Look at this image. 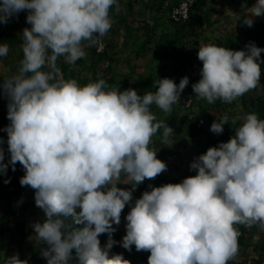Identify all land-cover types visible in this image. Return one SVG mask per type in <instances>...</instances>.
Returning <instances> with one entry per match:
<instances>
[{"label": "clouds", "instance_id": "obj_1", "mask_svg": "<svg viewBox=\"0 0 264 264\" xmlns=\"http://www.w3.org/2000/svg\"><path fill=\"white\" fill-rule=\"evenodd\" d=\"M119 0H2L0 25L27 12L18 71L0 84L7 99L5 163L0 137V175L9 166L24 169L22 187L34 190L35 205L44 213L32 227L47 264H131L119 244L131 252H149L148 264H229L239 254L236 225L264 230V119L256 113L242 117L227 142L209 147L190 163L195 176L158 187L133 200L145 180L168 170L157 157L153 138L171 147L174 129L158 120L152 107L171 114L189 84L162 78L155 91L139 94L120 90L104 79L80 85L64 79L58 60L75 65L86 58L113 26L110 9ZM264 16V0H256L242 23ZM10 51L0 44V57ZM254 42L242 50L203 45L200 79L192 84L197 99L231 104L260 86L261 53ZM97 53V52H96ZM98 54V53H97ZM1 63V62H0ZM237 119L231 121L236 124ZM229 118L210 126L220 135ZM8 183L9 180H5ZM117 185H131L130 188ZM124 217L126 234L113 239ZM107 235L101 245L99 237ZM5 264H28L19 254Z\"/></svg>", "mask_w": 264, "mask_h": 264}, {"label": "trees", "instance_id": "obj_2", "mask_svg": "<svg viewBox=\"0 0 264 264\" xmlns=\"http://www.w3.org/2000/svg\"><path fill=\"white\" fill-rule=\"evenodd\" d=\"M180 1L119 0V12L115 6L110 9L114 23L105 36V50L97 54L94 46L87 48V57L78 60L75 65L64 63L62 57L57 62L64 79H76L82 86L104 79L111 87L120 86L121 91L134 88L141 95L145 91H155L159 79L170 78L179 84L181 78H189L190 85L181 93L180 101L173 106L171 114L152 107L157 119L164 120L174 129L175 135L169 138L174 144L171 147L161 144L159 133L153 138L152 146L158 151L157 157L168 165V170L155 180H145L139 185L133 192V200L138 199L144 191H150L149 184L158 187L180 183L186 177L195 176L196 171H190L193 159L205 153L209 147L227 142L235 134V128L243 123L244 115L256 113L260 119H264V64H261L260 86L231 104L220 100L209 104L204 99H197L192 90V84L201 78L202 62L197 57L201 46L215 44L242 50L248 43L254 42L257 47L264 48V16L255 17L252 27L242 23L256 0H235L233 4H220L219 0H195L187 18L175 19L171 11ZM214 4L217 10H213ZM235 6L236 9L233 8ZM120 29L123 40L118 43L116 37ZM22 32V27L15 26L13 18L7 24L0 25V44L7 43L10 47L8 55L0 57V84L3 78L18 71L19 65L13 63L16 62V55L20 59L23 56L20 48ZM201 34L204 35L202 38ZM261 59L264 60V52ZM154 61L159 62L158 68L156 64L150 70L143 67ZM7 103V99L0 96V137L4 141L5 163L9 159L7 133L3 131L10 123L8 111H5ZM223 116L229 118V124L224 125L222 134H213L211 124ZM233 119H237L236 124L231 123ZM188 146L190 150L186 149ZM23 175L24 169L19 163L14 172L9 166L6 175H0V264H5L6 257L17 253L20 259L28 260L26 255L29 251L31 259L28 264H47L41 256V249L46 245L40 244L36 238L31 241L29 237L32 234L35 237L32 225L42 221L44 213L35 205L34 190L20 185ZM5 180L9 182L5 183ZM129 211L130 207L126 206L121 224L114 225L117 231L113 239L116 241H121L126 234L124 217ZM236 227L241 233L238 238L239 254L229 264H264V230L258 225ZM99 239L104 245L107 235H101ZM26 240L29 243L26 244ZM111 253H122L131 264H144L150 255L149 252H137L134 246L129 252L119 244L113 246Z\"/></svg>", "mask_w": 264, "mask_h": 264}, {"label": "rangeland", "instance_id": "obj_3", "mask_svg": "<svg viewBox=\"0 0 264 264\" xmlns=\"http://www.w3.org/2000/svg\"><path fill=\"white\" fill-rule=\"evenodd\" d=\"M235 0H219V3L220 4H225V3H227V2H229V3H231V4H233V2H234ZM209 7L210 8H212L211 7V5H210V2H209ZM217 5H215L214 4V6H213V10H217V7H216ZM234 9H236L237 8V6H235V7H233ZM232 9V8H231ZM232 12V11H231ZM233 13V12H232ZM217 15V14H216ZM216 15H214V16H216ZM26 16H27V12H20L19 14H18V16H14V17H12L13 18V21H14V24H15V26H17L18 28H21L22 27V31H23V29L24 28H26V27H31V25H29V24H27L26 23ZM231 16H232V14H231ZM207 31H208V29H207ZM204 35L203 34H201V37L200 38H202ZM16 62H14L13 64L14 65H19V60H20V58H18L17 57V55H16ZM158 63L159 62H157V61H154V62H152L151 64H149V65H147L146 67L145 66H143L145 69H147V70H150V68L153 66V64H156V68H158L159 66H158ZM2 63H0V69H2ZM12 69H10V71H11ZM190 84H188V86H189ZM3 110H4V108H3ZM5 111H8V109H6ZM2 128V126L0 127V130H2L1 129ZM187 150L189 149L190 150V147L188 146L187 148H186ZM29 237H31L30 239H31V241H33L34 240V238L35 237H33V234L32 235H30ZM27 240L25 241V243L27 244ZM29 243V242H28ZM26 257L28 258V260H30L31 259V257H30V251L27 253V255H26Z\"/></svg>", "mask_w": 264, "mask_h": 264}, {"label": "built area", "instance_id": "obj_4", "mask_svg": "<svg viewBox=\"0 0 264 264\" xmlns=\"http://www.w3.org/2000/svg\"><path fill=\"white\" fill-rule=\"evenodd\" d=\"M194 1L195 0H182V1H180V3L178 5H176L175 7H173V9L171 11V15L173 16V18H175V19L187 18L189 15V8ZM94 48H95V51L97 53H101L105 50V48H106L105 36L102 38L101 43L97 46H94ZM61 75L63 76L62 70H61ZM144 264H148V262L145 261Z\"/></svg>", "mask_w": 264, "mask_h": 264}, {"label": "crops", "instance_id": "obj_5", "mask_svg": "<svg viewBox=\"0 0 264 264\" xmlns=\"http://www.w3.org/2000/svg\"><path fill=\"white\" fill-rule=\"evenodd\" d=\"M119 31H120V33L117 35L116 39H117L118 43H121L122 40H123V37H122V33H123V32H122L121 29H120Z\"/></svg>", "mask_w": 264, "mask_h": 264}]
</instances>
